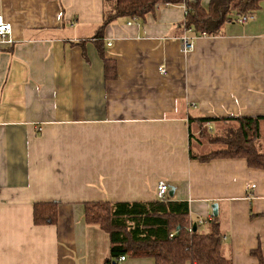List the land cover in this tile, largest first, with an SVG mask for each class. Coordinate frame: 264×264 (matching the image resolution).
Instances as JSON below:
<instances>
[{
	"label": "crops",
	"instance_id": "crops-1",
	"mask_svg": "<svg viewBox=\"0 0 264 264\" xmlns=\"http://www.w3.org/2000/svg\"><path fill=\"white\" fill-rule=\"evenodd\" d=\"M107 12L102 0H0L12 39L0 43V264H102L108 236L84 223V204L156 201L160 181L193 223L207 227L217 205L230 264H259L264 171L189 152L204 155L194 120L264 117V0L190 52L182 5L117 19L95 39ZM39 203L58 205L56 225H34Z\"/></svg>",
	"mask_w": 264,
	"mask_h": 264
},
{
	"label": "trees",
	"instance_id": "trees-1",
	"mask_svg": "<svg viewBox=\"0 0 264 264\" xmlns=\"http://www.w3.org/2000/svg\"><path fill=\"white\" fill-rule=\"evenodd\" d=\"M263 0H209L207 9L200 0H102L106 10L95 39L103 36L105 27L120 18L144 20L157 6L186 8L185 30L193 35L215 36L221 28L235 23L238 17L254 16ZM106 78L115 77V64L104 60ZM199 135L219 149L190 159L208 163L218 159H241L250 169L264 171V117H229L194 120ZM214 124L213 133L207 126ZM191 137V136H189ZM261 143V144H260ZM84 223L108 236L109 256L102 264L118 262L119 258L151 259L153 264H230L222 254V236L217 217L206 222L190 221L186 202L165 201L84 204ZM58 222V205L39 203L33 208L35 226H54ZM195 225V229L193 226ZM190 230V231H189ZM170 235H173L170 237ZM264 264L259 252L252 253Z\"/></svg>",
	"mask_w": 264,
	"mask_h": 264
},
{
	"label": "built area",
	"instance_id": "built-area-1",
	"mask_svg": "<svg viewBox=\"0 0 264 264\" xmlns=\"http://www.w3.org/2000/svg\"><path fill=\"white\" fill-rule=\"evenodd\" d=\"M168 6V5H164ZM160 6H157L155 9H158ZM184 9V15H186V8L183 6ZM253 16H242L238 17L235 20V24L243 25L247 23L248 21L252 20ZM137 20V18H131L128 22V26H131L132 23H134ZM198 37H207L204 33L200 34L199 36L193 35L191 30H186V33L180 38L182 50L183 52H190L194 48V42ZM0 43L11 45L12 39H11V25L8 24L3 17L0 15ZM158 72L162 75L166 74V69L164 66H160L158 68ZM208 132H212L213 128L211 125L207 126ZM254 188V186H252ZM168 193H169V186L166 182L160 181L157 184L156 187V201H165L168 199ZM190 231V230H189ZM173 235H170L172 237ZM125 259L123 257L119 258V262H123Z\"/></svg>",
	"mask_w": 264,
	"mask_h": 264
},
{
	"label": "rangeland",
	"instance_id": "rangeland-1",
	"mask_svg": "<svg viewBox=\"0 0 264 264\" xmlns=\"http://www.w3.org/2000/svg\"><path fill=\"white\" fill-rule=\"evenodd\" d=\"M261 136L262 139L260 141L262 143L264 137V122L261 123ZM192 146L195 153L197 151H200V153H203L204 155L210 153L211 151L219 149L218 146L207 143V141L204 138L201 139L199 138L198 140L195 138L192 139Z\"/></svg>",
	"mask_w": 264,
	"mask_h": 264
},
{
	"label": "water",
	"instance_id": "water-1",
	"mask_svg": "<svg viewBox=\"0 0 264 264\" xmlns=\"http://www.w3.org/2000/svg\"><path fill=\"white\" fill-rule=\"evenodd\" d=\"M173 195V192L171 191L170 192V197H172ZM212 214H213V217H217V205H213L212 206ZM193 228L195 229V225L193 226ZM112 264H117L116 262H113Z\"/></svg>",
	"mask_w": 264,
	"mask_h": 264
}]
</instances>
